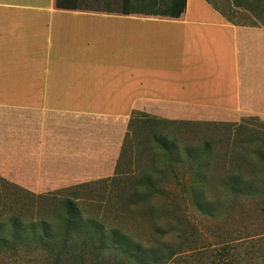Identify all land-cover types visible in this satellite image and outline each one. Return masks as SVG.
<instances>
[{"label": "crops", "instance_id": "obj_1", "mask_svg": "<svg viewBox=\"0 0 264 264\" xmlns=\"http://www.w3.org/2000/svg\"><path fill=\"white\" fill-rule=\"evenodd\" d=\"M65 1L0 0L2 178L34 194L111 178L134 112L264 121V27L211 0L180 17Z\"/></svg>", "mask_w": 264, "mask_h": 264}, {"label": "trees", "instance_id": "obj_2", "mask_svg": "<svg viewBox=\"0 0 264 264\" xmlns=\"http://www.w3.org/2000/svg\"><path fill=\"white\" fill-rule=\"evenodd\" d=\"M259 1L262 3L260 7L264 8V0ZM56 5L64 9L75 8V3L65 0H57ZM186 7L187 0H126L122 12L180 17ZM224 16L230 22L242 25ZM145 115L148 114L134 112L130 122L145 119ZM154 120L167 122L159 118ZM149 123L145 122L154 145L151 148V165L143 166L144 170L136 178H122L120 164L130 144L124 141L115 175L98 181L103 189L109 185L120 189L115 197L112 196L119 202L111 213L108 211L110 214L106 213L102 218L99 214L86 217L77 202V194L59 200L49 214H52V221L44 218L41 221L27 220L23 212L15 210L8 213L0 204V251L16 250L17 246L28 244H42L44 247L55 244L62 249L74 247L79 242L81 246L109 258L112 264H250L253 258V264H264V248L261 255L257 256L256 252L259 246L264 245V234L194 247L193 244L198 245L195 228L179 217L174 206L155 207L158 199L170 201L172 198L169 179H177L180 169L184 171L183 185H191L184 199L187 198L205 215L213 217L222 205L216 188H212L213 174L217 170L223 171L217 184L223 191L224 212L241 202L264 205V121L248 117L235 126L226 125L225 135L203 138L185 136L186 126H200L196 122H173L179 131L171 132L170 138L162 132H155ZM0 181L7 187L36 197V194L1 177ZM125 183L127 185L122 186ZM128 212L142 216L141 226L129 224ZM111 214L122 217L118 220L111 218Z\"/></svg>", "mask_w": 264, "mask_h": 264}, {"label": "rangeland", "instance_id": "obj_3", "mask_svg": "<svg viewBox=\"0 0 264 264\" xmlns=\"http://www.w3.org/2000/svg\"><path fill=\"white\" fill-rule=\"evenodd\" d=\"M212 3L220 9L231 21L241 23L242 25H258L264 26V8L259 0H211ZM115 9H122L123 3H111ZM143 116L139 114V116ZM146 118L136 120L129 123L128 131L124 141L130 143L127 148V153L122 157L120 164L122 178H136L143 166L151 165L153 154L151 148L154 146L151 143L149 130L145 122L154 127L155 132H162L169 135L173 131H179L175 121H191L196 122L200 126H186L185 136L192 138L205 137L207 135H225L224 127H232L243 122L247 118H243L238 122H221V121H206L196 119H170L160 116L145 115ZM162 119L167 122L161 123L154 119ZM171 122L168 124V122ZM226 123V124H224ZM131 124V125H130ZM5 128V127H4ZM3 131L0 127V132ZM0 137L2 138L1 134ZM3 148V147H0ZM224 148V146L222 147ZM6 163L0 162V166ZM183 170L180 169L177 173V179L170 177L168 187L173 191L170 201L158 199L155 207L162 209L165 204L174 206L179 217L185 221L188 226L195 228L198 247L202 244L211 242L212 244L224 243L244 237H259L264 234V205L256 203L241 202L232 206L224 212V195L218 179L222 175L221 170L215 171L213 185L216 188V193L220 196L218 199L222 205L213 217L200 212L194 204L186 197V190L191 187L183 185ZM1 177V176H0ZM2 178V177H1ZM112 178V177H111ZM4 179V178H3ZM6 180V179H5ZM98 181L89 182L77 185L71 188L62 189L50 194H36V197L25 194L19 189L5 186L0 181V204L3 210L10 213L12 211H20L25 215L27 220L41 221L48 219L52 221L53 207L55 208L59 200H64L73 197L77 194V202L85 212L86 217H94L99 214H110L119 202L115 195L120 190L119 187L109 185L107 189H103V185ZM9 182V181H8ZM127 185L122 184V186ZM121 188V186H120ZM34 194V193H33ZM47 196L40 198L37 196ZM114 196V197H112ZM113 198V200H112ZM6 205L5 209L4 206ZM117 206V205H116ZM110 211V213H108ZM129 224H137L141 226L143 218L139 213H127ZM111 218L121 219L122 215L111 214ZM54 223V221H53ZM127 223V222H126ZM57 229V225L54 224ZM136 227V226H135ZM137 232H140L137 229ZM30 239V237H27ZM76 243V242H75ZM264 245L256 249L257 256L261 255ZM61 255V258L58 257ZM250 260V264L255 262ZM59 260V261H58ZM0 264H112L109 258L102 256L99 252L92 248L81 246L79 242L74 247L58 248L57 245L44 247L42 244L19 245L16 250L0 251Z\"/></svg>", "mask_w": 264, "mask_h": 264}]
</instances>
